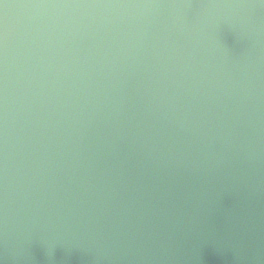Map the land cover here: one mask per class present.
<instances>
[{"label": "water", "instance_id": "obj_1", "mask_svg": "<svg viewBox=\"0 0 264 264\" xmlns=\"http://www.w3.org/2000/svg\"><path fill=\"white\" fill-rule=\"evenodd\" d=\"M0 264H264V0H0Z\"/></svg>", "mask_w": 264, "mask_h": 264}]
</instances>
